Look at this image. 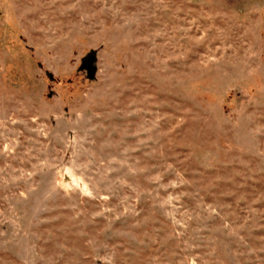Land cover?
I'll return each mask as SVG.
<instances>
[{"label":"rangeland","instance_id":"374dc122","mask_svg":"<svg viewBox=\"0 0 264 264\" xmlns=\"http://www.w3.org/2000/svg\"><path fill=\"white\" fill-rule=\"evenodd\" d=\"M0 264H264V0H0Z\"/></svg>","mask_w":264,"mask_h":264},{"label":"water","instance_id":"95a60500","mask_svg":"<svg viewBox=\"0 0 264 264\" xmlns=\"http://www.w3.org/2000/svg\"><path fill=\"white\" fill-rule=\"evenodd\" d=\"M95 56L89 55L83 63V67L87 70L89 76H93L96 73V67L94 65Z\"/></svg>","mask_w":264,"mask_h":264}]
</instances>
